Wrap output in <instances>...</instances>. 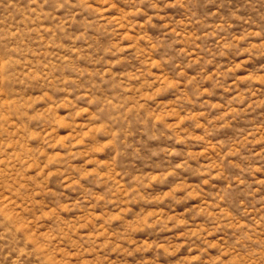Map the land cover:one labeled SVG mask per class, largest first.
<instances>
[{"label": "rangeland", "instance_id": "rangeland-1", "mask_svg": "<svg viewBox=\"0 0 264 264\" xmlns=\"http://www.w3.org/2000/svg\"><path fill=\"white\" fill-rule=\"evenodd\" d=\"M0 264H264V0H0Z\"/></svg>", "mask_w": 264, "mask_h": 264}]
</instances>
